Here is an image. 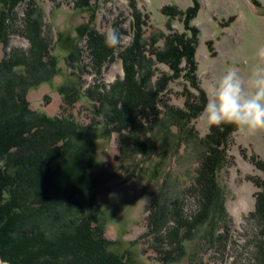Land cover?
Returning a JSON list of instances; mask_svg holds the SVG:
<instances>
[{
	"label": "rangeland",
	"instance_id": "374dc122",
	"mask_svg": "<svg viewBox=\"0 0 264 264\" xmlns=\"http://www.w3.org/2000/svg\"><path fill=\"white\" fill-rule=\"evenodd\" d=\"M0 1L7 4V11H0L3 12L0 63H9L11 68L18 64L22 68L12 71L26 76L25 68H32L38 62L34 57L36 52L44 53L42 61L45 63L51 56L58 62L52 78L24 93L29 108L52 119L70 113L75 126L88 128L92 125L90 130L95 137L90 139L88 146L73 137L72 150L81 158L84 155L85 164H89L80 170L81 164L75 163L79 178H82L79 184L83 187L77 192V210L91 209L100 222L103 221L101 238L115 242L114 249L127 257L129 264H260L264 249L261 247L258 251L257 240L259 235L262 236L260 230H264V218L256 214V200L258 192L264 195V187L255 184L264 183V130L241 135L233 129L224 141L225 157L213 181L220 191L217 205L221 207L222 216L220 213L209 215V208L204 205L205 210L196 191H200L203 184L198 172L200 143L212 128L200 119L208 100L209 85L222 77L229 66L236 67L246 78L254 64L264 65V58L257 55L259 49L264 48V0H134V6L129 0H14V4L11 0ZM110 29H117L123 42L110 48L112 53L101 60L98 69L93 45L98 38L105 40ZM136 36L139 45H145V58L151 60L147 84L153 87L158 79H168L158 93L157 110L165 115L168 110L165 104L185 113V92L189 94L190 102L193 97L195 106L202 108L195 117L190 113L189 121L182 120L190 134L185 131L182 135L173 128L172 132L178 134L180 140L177 136V145L168 149L165 157L159 149L150 157L128 154L123 149L120 135L112 131L104 136L103 125L99 123L102 119L99 113L106 110V106H102L104 103L99 106L95 100H98V94L107 95L113 85L124 80L122 53L131 47ZM168 42L179 50L178 57L171 61L176 67L174 71L166 61H158V57L151 54L154 51L161 54L160 59H167L163 55L167 53ZM69 46L75 48L72 59L68 55ZM65 84H70L66 92L70 99L75 94H71L74 92L72 86L80 93L78 96L83 95L76 103L72 102V107L66 105L64 96L58 92ZM2 86L0 84V97L6 91L9 96L12 95L10 92H16ZM153 90L158 92V88L153 87ZM2 126L0 124V129ZM15 135L18 137V129L3 133L5 138ZM30 144L24 142L17 151L6 154L0 167L9 169V176L14 179L11 182L17 184L16 189L21 188L16 191L20 195H23L25 183L21 182L22 178H15L11 167L16 160L19 168H13V171L20 173L26 158L41 152L37 145ZM69 159L53 165L56 167L53 171L34 165L32 170L39 172L37 175L22 171L21 175L30 174L35 178L29 185L35 189H27L33 197L29 198L33 199L32 205L22 203V211L39 209L42 216L47 211H56L57 206L53 207L52 203L58 196H51L50 190L57 188L54 184L60 173L70 168L73 169L71 172L76 170L74 165L70 166L72 161L69 163ZM153 170L156 171L154 175ZM51 176L55 187L51 184L49 190L48 182H42ZM206 184L210 185L208 181ZM12 187L9 186V190H16ZM71 187L70 184L57 189L59 193L63 189L62 193L66 194ZM36 190L40 194L34 197ZM157 194L164 200L160 208L167 219L161 228L157 225L154 228L149 219L152 210L158 211L157 205L154 206ZM260 201H264V197ZM61 210L58 209L55 216H60ZM200 214H206L201 226L195 223ZM176 215L188 220V227L181 228L176 224ZM19 223L18 217L11 219L9 244L0 245V264L84 262V254L77 251L79 246L70 249L55 237L48 239L49 246L45 248L37 238L39 231L35 224L18 227ZM88 227L92 229L93 225L89 223ZM30 238H35L34 244ZM76 239L83 241L84 237L76 236ZM260 241L264 247L263 236ZM96 259L101 260L99 256Z\"/></svg>",
	"mask_w": 264,
	"mask_h": 264
},
{
	"label": "trees",
	"instance_id": "16d2710c",
	"mask_svg": "<svg viewBox=\"0 0 264 264\" xmlns=\"http://www.w3.org/2000/svg\"><path fill=\"white\" fill-rule=\"evenodd\" d=\"M13 1L14 0H11L12 4H14ZM129 2L131 6H134V0H129ZM0 3V11L5 13L7 11L5 7L7 4L4 1H0ZM83 6H87L86 2H84ZM3 12H0V19L1 16H3ZM32 21L36 22L34 19H32ZM139 32L140 31H138V33ZM104 41V39L98 38V42L94 43L93 45V54L97 60L96 67L98 69L101 67V60L105 59L106 56L112 53H110V48L105 45ZM144 46L145 45L142 44L139 45L138 36H136V39L134 38V42L131 47L122 53L124 57V71L126 74L124 80L113 85L111 89L108 90L107 95L103 96V94H98V100L95 101L100 103L99 106L103 103L104 104L102 106H106V110H101V113H99V116L102 117L101 122L99 123H102L103 125L104 136L109 135V133L112 131L120 135L123 149L125 152H129L128 154H140L142 156L150 157V154L154 153L153 151L159 149L161 152H163L162 156L165 157L167 153L166 151L175 147L177 145L176 142H178L176 137L178 136L177 138H179V135H176L172 132L174 130L173 128L176 127L177 133L182 135H184L185 131H187V134H190V130H185V125L182 123V120L185 119L186 121H189V118L191 117L190 113H192V117H195L199 113L198 111H200L202 108H197L195 106L193 97H191L190 102L189 94L185 92V107L187 108L185 113H181V111L171 107L169 108L165 104L164 107L168 109L166 114L164 113L165 115H162L157 110V106L160 102L158 99V93L164 89L168 79H158L153 84L155 89L158 88V92L155 90L152 91L153 87H150V85L147 84V81L150 78L149 65L151 64V60L145 58L144 55L146 54L147 50L144 49ZM178 52L179 50L174 47L171 42H168L167 53L163 55V57L165 56L167 59H160L161 54H157V52L154 51H151V54L154 53L158 57V61H166L170 68H172V71H174L176 70V67L172 66L171 61L178 57ZM40 54L42 53L39 51L34 55V57L36 56V60H38V62L36 61L37 63L34 67L25 68L26 73L24 74H26V76L19 74L16 71H12V69L19 70L22 68L18 64L17 66L11 68V64L9 63H0V84H3L1 88L6 87L8 90L13 88V92H17V95H15L16 92H10L12 95L9 96V92L6 91L3 92L4 96L0 97V117H2V119L0 118V124H3L2 129H0V152L5 148L3 153L0 154V167H2L1 163L4 162L2 159L6 157V154L13 150L17 151L18 146L22 145L24 142H30V145H37L39 147L38 150L40 149L41 151L36 156L30 155L26 158L24 161V168H21L20 173H18L17 170L13 171V168H19V164L16 163V160L11 167L12 172L15 173V178H22L23 180H21V182L25 183V192L23 191V195H20L16 192L18 190L21 191V188L16 189V187H18L17 184H13L11 182L14 179L12 180L9 176L11 174L8 172V167L7 171L5 169L6 166L0 168V239L2 240L0 241V245L4 246V244H9L11 232L8 233V231H11L10 222L12 218L18 217V221L20 222L17 225L18 227H21V225L25 226L27 224L28 227H31L33 224L38 227L37 229L39 231V236H37V238L40 239V245L42 242L44 243H42V245H44L45 248L49 246V244H47L49 243L48 239H54L55 237L60 241L61 244L69 245L68 248L70 249L71 247H74L75 249L76 245L79 246L80 249H77V251H80L84 254V262H82V264H129L130 261L127 259V257L125 258L123 255H119L116 249H114V246L116 245L115 242H107L101 238L103 235V221L100 222V218L96 216V213L91 212V209H86L85 211L83 209H78L79 211L77 210V208H79V205H77V203H79V193L77 192L83 187L79 184V181L81 182L82 178H79L78 167L76 168L75 163L79 162V164H81V168H79L80 170L88 167L89 164H85L84 155H82L81 158L79 154H77V151L73 152L72 149L74 146L72 145V142L74 139H77L83 141V144L88 146L90 139L95 137L94 132L92 133L90 130L92 125L88 126V128L75 126V123L73 122L74 120L70 113L67 115L63 114L62 116L53 119L43 115L40 116V114H37V112L32 111L29 108L28 103L25 102L24 93L28 89L36 87L38 84H41L45 81L47 82L50 78H52L58 69L56 65L58 62L55 56H51L50 61L45 63L42 61V59H45L43 58L45 56L43 55L44 53L42 56H40ZM74 54L75 48L73 47L72 49L69 46L68 55H71V59L75 57ZM76 60L77 58L75 61ZM134 74H136V78H134ZM67 85L70 86V84L60 86L58 88V92L62 95V97L64 96V100L67 102L66 105L72 107V104L76 103L77 100H79V98H81L83 95L78 96L80 93H78V91L72 86V90L74 92L71 94H75H73L74 97L72 96L70 99V95L66 93L67 88L69 87ZM20 90L22 92L18 94ZM85 97L87 98V96ZM201 102H204L203 99ZM64 110L65 108L62 109V111ZM159 113L160 117L158 119ZM166 122L167 124H165ZM163 124L164 126L162 127L161 125ZM17 129L18 137L16 135L14 138L3 137L4 132H16ZM233 129L234 127L230 125L212 127L209 134L200 143V147L202 148L200 153L197 155L200 168L198 169V172L202 178L203 184L201 185L202 188L199 189L200 191H196V195L200 198L201 204L203 203V206L206 205L209 208L208 214L211 216H213L212 214L216 213H220L222 216L221 207L220 205H217L220 191L218 190L217 186H215L213 181L218 173L219 168L222 166L225 157V151L223 148V144H225L224 141L229 138V135ZM37 136H41L42 138L38 139ZM59 140H61V143L58 142ZM75 147L77 148L76 145ZM219 147L221 148L219 149ZM65 158H70L69 163L72 161L70 166L74 165L76 172H71L73 169H71L69 166L70 169H67L68 171L60 173L59 177L57 176L55 184L53 183V176L50 178H45L42 182H48L47 186L49 187V190L51 189L50 186L53 184L56 185L57 188L60 187L58 188L60 190L61 188L64 189V187L69 186L70 184L72 185L66 194L62 193L63 189L60 193L58 192L57 188L50 190L51 196H58L54 202L52 198H49V200H52L53 202V207L56 204V211H47L48 213L44 216L41 215V210L39 209H34L32 212L27 209L26 211H22V203L24 204L25 202L24 205H26V203L32 205L31 200L33 199L30 200L29 198L33 197L30 193H28L27 189L31 187L35 189V186H29L30 183H32V180L35 178L31 177L30 174L21 175L22 171L24 170L27 173L32 172L34 175L36 173L38 174L39 172H34L35 170H32L33 165L36 167H46L45 171H50V169L53 171L56 168L53 165L57 166V163L59 165L60 163L62 164V160ZM29 168H31V170H28ZM155 172L156 171L153 170V175L156 174ZM50 181L52 183H50ZM73 181L74 184H72ZM206 181H208L210 184L209 186H207ZM11 185L13 186L12 188L16 190H9L8 187ZM255 185L264 187V183L262 185L258 183ZM193 193H195V191ZM261 193L262 192H258L257 194L256 214L258 217L260 216L264 218V201H260L264 195ZM34 194L35 197L40 193H37L36 190L34 191ZM46 196H48V194ZM9 197H13L11 200L12 202L9 200ZM163 202L164 200H162L158 195V199L156 198L154 202V206L157 205L156 209L158 208V211L154 212L152 210L149 214L151 225L154 228L156 225L161 228L167 221L166 215L162 213L164 210H161L160 208V203ZM206 206H204L205 210L207 209ZM58 209L62 210L59 211L61 212V215L57 217L55 215L57 214ZM152 212L154 213L152 214ZM205 215L206 214H200L197 217L195 223L201 226V221ZM175 222L176 224L180 225L181 228H186L189 225L188 220L186 221L182 215L178 216ZM89 223L93 225L92 229L88 227ZM177 231L179 232L180 230L177 229ZM260 233L264 238V230H260ZM76 236L84 237L83 241H77ZM262 236L259 235L257 240L258 251L261 249V247L264 249L263 244L260 241ZM30 241H32L34 244L35 238H30ZM16 250L17 249H15V251ZM24 252L25 254L28 253L27 250H24ZM97 256H99L101 260L96 259ZM260 261V264H264L263 252ZM77 263L81 264L79 261H77Z\"/></svg>",
	"mask_w": 264,
	"mask_h": 264
},
{
	"label": "clouds",
	"instance_id": "9594fccd",
	"mask_svg": "<svg viewBox=\"0 0 264 264\" xmlns=\"http://www.w3.org/2000/svg\"><path fill=\"white\" fill-rule=\"evenodd\" d=\"M105 45L116 48L123 42L117 29L105 34ZM257 55L264 58V48ZM200 119L211 128L230 125L241 135L264 130V65L254 64L247 77L229 66L222 77L209 85L208 100Z\"/></svg>",
	"mask_w": 264,
	"mask_h": 264
},
{
	"label": "bare ground",
	"instance_id": "6f19581e",
	"mask_svg": "<svg viewBox=\"0 0 264 264\" xmlns=\"http://www.w3.org/2000/svg\"><path fill=\"white\" fill-rule=\"evenodd\" d=\"M54 221V220H53ZM49 236V235H48Z\"/></svg>",
	"mask_w": 264,
	"mask_h": 264
}]
</instances>
